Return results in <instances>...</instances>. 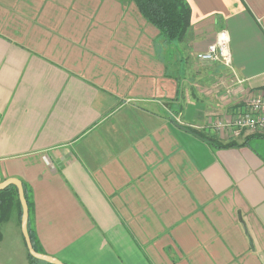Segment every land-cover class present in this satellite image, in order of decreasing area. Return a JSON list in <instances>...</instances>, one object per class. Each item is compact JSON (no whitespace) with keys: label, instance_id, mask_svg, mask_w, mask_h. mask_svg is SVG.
Segmentation results:
<instances>
[{"label":"crops","instance_id":"crops-1","mask_svg":"<svg viewBox=\"0 0 264 264\" xmlns=\"http://www.w3.org/2000/svg\"><path fill=\"white\" fill-rule=\"evenodd\" d=\"M185 2L167 39L135 0H0V183L20 180L43 254L264 264V131L215 127L264 90V0ZM221 29L240 83L196 58ZM0 234V264H30L16 206Z\"/></svg>","mask_w":264,"mask_h":264},{"label":"trees","instance_id":"trees-1","mask_svg":"<svg viewBox=\"0 0 264 264\" xmlns=\"http://www.w3.org/2000/svg\"><path fill=\"white\" fill-rule=\"evenodd\" d=\"M141 10L143 16L167 39H181L190 21V9L185 0H135ZM199 140L207 143L213 148H227L233 146H241L246 141L237 142L230 141L227 143L220 142L217 138L210 136L202 131L192 129L188 130ZM26 199L27 196L25 195ZM29 203V202H28ZM16 206L18 209V217H21V205L18 199L17 188L9 185L0 190V225L6 220L10 209ZM29 236L35 251L43 253L41 247L36 241L31 229H28ZM1 235V234H0ZM27 257L30 264H51L42 260L33 258L28 252Z\"/></svg>","mask_w":264,"mask_h":264},{"label":"built area","instance_id":"built-area-1","mask_svg":"<svg viewBox=\"0 0 264 264\" xmlns=\"http://www.w3.org/2000/svg\"><path fill=\"white\" fill-rule=\"evenodd\" d=\"M197 60L201 62H218L231 71L232 79L242 82L236 76L231 64V52L229 49V36L225 29L219 30L213 42L196 54ZM216 129L223 134L239 136L242 130L264 131V90L251 94L245 93L244 106L234 113L228 120H219Z\"/></svg>","mask_w":264,"mask_h":264},{"label":"water","instance_id":"water-1","mask_svg":"<svg viewBox=\"0 0 264 264\" xmlns=\"http://www.w3.org/2000/svg\"><path fill=\"white\" fill-rule=\"evenodd\" d=\"M10 184L15 185L18 191V198L21 204V211H22L21 213V232H22L28 253L35 259L42 260V261H45L51 264H65L54 256L39 253L34 250L29 233H28V228H27L28 206H27L26 199L24 197V191H23V187H22L20 180L15 179V178L7 179L4 182L0 183V190L4 189Z\"/></svg>","mask_w":264,"mask_h":264},{"label":"rangeland","instance_id":"rangeland-1","mask_svg":"<svg viewBox=\"0 0 264 264\" xmlns=\"http://www.w3.org/2000/svg\"><path fill=\"white\" fill-rule=\"evenodd\" d=\"M3 229H4V232H5L6 235H7V233L9 232V229H8V227H7V224L3 225Z\"/></svg>","mask_w":264,"mask_h":264}]
</instances>
